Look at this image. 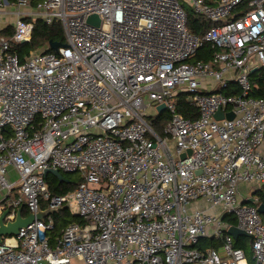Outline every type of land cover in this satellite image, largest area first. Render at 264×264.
Masks as SVG:
<instances>
[{
	"label": "built area",
	"instance_id": "2783aa9c",
	"mask_svg": "<svg viewBox=\"0 0 264 264\" xmlns=\"http://www.w3.org/2000/svg\"><path fill=\"white\" fill-rule=\"evenodd\" d=\"M14 3V33L0 37V216L55 213L3 238L0 264H247L226 214L264 264V217L239 197L241 184L264 185V96L253 95L254 73H264V0ZM185 3L211 25L203 35L189 29ZM38 19L61 23L65 46L22 61L15 46L31 41ZM205 43L214 54L198 60ZM230 83L239 94L223 92ZM182 98L195 118L179 112ZM163 104L159 133L147 112L160 115ZM48 169L82 181L54 194ZM63 207L83 223L51 242ZM202 237L222 238L221 249L199 250Z\"/></svg>",
	"mask_w": 264,
	"mask_h": 264
},
{
	"label": "trees",
	"instance_id": "16d2710c",
	"mask_svg": "<svg viewBox=\"0 0 264 264\" xmlns=\"http://www.w3.org/2000/svg\"><path fill=\"white\" fill-rule=\"evenodd\" d=\"M246 5L239 8L238 11L245 8ZM188 26L191 32H193L194 34L203 35L205 31L211 25L209 24L207 20L195 15L192 12H188ZM10 29L11 27H8L2 30L1 34L4 35L8 31H10ZM51 42H58V43L65 44L66 36H65V32H64V28L62 24L53 23L49 25L45 23L44 21H42L41 19H38L35 23L31 41L28 43L21 44L19 46H15V52L19 55L21 60L24 61L25 57L28 56L30 52L34 50L48 48L47 52H52L53 50L50 49L49 47V44ZM214 51L215 50L211 47L210 44L205 43L203 47L199 50L195 58L198 60L207 61L213 56ZM253 82L258 83L260 86V90L255 91L253 95L255 97L264 96V73H262L261 75L258 74V72L254 73ZM239 93H240L239 90H232L231 92L227 94H239ZM179 112L186 117H193V118H195L198 114L197 109L191 103H189V101H187V99L185 98H182L179 103ZM45 178L49 185L50 190L54 194H59V195L66 194L74 190L76 186L82 181L81 177L78 182H74L70 177L66 176L67 181L64 182V181H60L57 177H55L52 174H48ZM255 195L257 197V203H252L251 201L248 200L246 201V204L250 206H254V207H258L260 204H264V188L256 191ZM27 213L29 212H27L24 208L23 215H27ZM55 219H56L55 229L50 232L51 242H54L55 238L61 236L63 229H65L68 225L73 224V223H77V224L83 223V220L81 219V217H79L76 214L71 213L68 207L61 208L55 214ZM223 220L228 225H236L237 223L236 219L232 215H229V214L224 215ZM200 241H201V244L200 246L197 245V248L203 252H205L209 248L219 249V246L221 245V240H215L214 238L202 239ZM248 243H249V238L242 237L238 241L235 242V246L237 248L243 249L244 252L246 253V256L250 258ZM249 260L250 262H252L251 258Z\"/></svg>",
	"mask_w": 264,
	"mask_h": 264
},
{
	"label": "water",
	"instance_id": "95a60500",
	"mask_svg": "<svg viewBox=\"0 0 264 264\" xmlns=\"http://www.w3.org/2000/svg\"><path fill=\"white\" fill-rule=\"evenodd\" d=\"M88 22L90 24H94L95 26H100V20L96 15H92L89 17ZM61 46H65L62 43H58V42H51L49 44L50 49L57 51L59 47ZM158 111L160 113H162L165 109H166V105H159L157 107ZM228 119H233L234 118V113L233 112H229L227 114ZM215 118L217 120H221L224 118V113L221 110H218ZM191 154V151L189 152ZM186 157L185 154L182 155V159H184ZM48 174H52L55 177H57L60 181H67V178L58 170H52V169H48L44 172V175L47 176ZM251 202H254V199H251ZM259 213H261L264 216V204H260L257 207ZM23 210L24 207H20L17 210V216L16 219L14 221H8L5 222V218L9 213V209H7L1 216H0V243L3 242V238L5 237H11V236H17L20 233V230L23 228L28 227L29 225H31L35 219H39V220H43L47 215L49 214H53L55 213L54 210H45V211H40L38 214H33L30 213L28 216L24 217L23 216ZM228 233L234 238V239H238L240 236H246L248 237V235L246 234L245 231L239 229V227L237 226H231L228 230Z\"/></svg>",
	"mask_w": 264,
	"mask_h": 264
},
{
	"label": "rangeland",
	"instance_id": "374dc122",
	"mask_svg": "<svg viewBox=\"0 0 264 264\" xmlns=\"http://www.w3.org/2000/svg\"><path fill=\"white\" fill-rule=\"evenodd\" d=\"M186 5V8L189 12H192V8L191 6L188 4V3H185ZM2 8H0L2 10V17L6 20V23L9 24V25H12L10 31H8L7 33L4 34V37H6L7 39H11L13 33H14V26H15V23H16V13H18V7L15 5H12V4H7L5 5V7L1 6ZM4 10V11H3ZM193 13V12H192ZM211 82V80L209 81ZM148 115H151L153 116L152 119H149L150 123L153 125L154 128L157 129V131H159V133H162V129H163V126L165 125V123L167 122L169 116H168V113L167 111H164L162 113V115H158L157 112H147ZM168 117V118H167ZM62 174L66 177H70L74 182H78L79 179H80V175L78 173L76 174H67V173H63ZM243 187H251L250 185L248 184H242ZM258 186V185H257ZM263 186V185H262ZM247 189V188H246ZM246 189L244 190V188H242V190L240 189L241 191V198H243V196L247 195V191ZM13 199H16L17 198V195L16 194H13L12 197ZM49 237H50V233H49Z\"/></svg>",
	"mask_w": 264,
	"mask_h": 264
},
{
	"label": "crops",
	"instance_id": "0c3cea01",
	"mask_svg": "<svg viewBox=\"0 0 264 264\" xmlns=\"http://www.w3.org/2000/svg\"><path fill=\"white\" fill-rule=\"evenodd\" d=\"M1 3L3 4V5H1ZM8 4H12V5H16L15 3H14V0H8ZM5 5H7L6 3H5V0H0V8H2L1 6H3V7H5ZM4 11V10H3ZM2 10L0 9V37H4V35H2L1 34V31L2 30H4V29H6V28H8V27H12V25H9V24H7L6 23V20L2 17ZM16 20L18 19V15H17V13H16ZM16 24V23H15ZM14 28H15V26H14ZM15 30V29H14ZM232 90H239L238 89V87H237V85L236 84H234V83H230V85H229V87H228V89H226L225 91H223L224 93H229V92H231ZM250 185V184H249ZM252 185V184H251ZM250 185V186H251ZM242 188H244V190L246 189V191H247V195H245V196H243V198H241L242 196H241V191H240V189L242 190ZM264 188V185L263 186H257V185H252L251 187H249V186H247V187H243V185L241 184L240 186H239V197L241 198V200L246 204V201H251V199H254V202H252V203H257V197H256V195H255V192L256 191H258L259 189H263ZM248 205V204H247ZM25 210L28 212V210L25 208ZM29 215V213H27V215H23V216H28ZM237 222V221H236ZM231 226H234V225H230V227ZM235 226H237V223H236V225ZM228 233V232H227ZM228 235H230L229 233H228ZM231 236V235H230ZM232 237V236H231ZM242 237H246V236H240L237 240L236 239H234L233 237H232V239H233V242H234V245H235V242L236 241H238L240 238H242ZM210 238H214L215 240H221V245L219 246V249H221V247H222V243H223V240H222V238H218V237H202L200 240H202V239H210ZM248 238H249V252H250V258H251V260H252V262H250V258L247 256V264H255V261H254V259H253V249H252V239L248 236ZM200 243H198V245L200 246V244H201V241H199Z\"/></svg>",
	"mask_w": 264,
	"mask_h": 264
}]
</instances>
